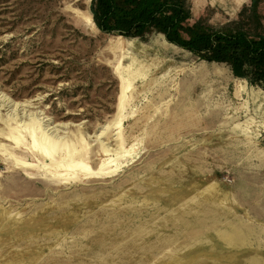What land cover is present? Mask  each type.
I'll list each match as a JSON object with an SVG mask.
<instances>
[{
    "label": "rangeland",
    "instance_id": "obj_1",
    "mask_svg": "<svg viewBox=\"0 0 264 264\" xmlns=\"http://www.w3.org/2000/svg\"><path fill=\"white\" fill-rule=\"evenodd\" d=\"M92 1L0 0V264H264V89ZM189 3L264 32V0Z\"/></svg>",
    "mask_w": 264,
    "mask_h": 264
},
{
    "label": "trees",
    "instance_id": "obj_2",
    "mask_svg": "<svg viewBox=\"0 0 264 264\" xmlns=\"http://www.w3.org/2000/svg\"><path fill=\"white\" fill-rule=\"evenodd\" d=\"M91 7L105 33L143 38L161 32L201 59L229 64L237 77L264 89V32L214 28L203 18L190 24L189 0H93ZM251 16L256 17L255 12Z\"/></svg>",
    "mask_w": 264,
    "mask_h": 264
},
{
    "label": "bare ground",
    "instance_id": "obj_3",
    "mask_svg": "<svg viewBox=\"0 0 264 264\" xmlns=\"http://www.w3.org/2000/svg\"><path fill=\"white\" fill-rule=\"evenodd\" d=\"M122 65H119V63L115 66V70L117 71L118 73V76L120 78V81H121V88H120V93H119V104H118V114L117 116H120L122 114V112L124 111L125 107H126V104H127V101H128V98L130 96V92H131V89H133V82L126 76L123 75L122 73V70H121V67ZM8 99V98H7ZM9 100V99H8ZM5 102V101H4ZM9 103H12V105H14V107L16 108L17 106H22V103H18V102H14L12 100H9ZM3 105V104H2ZM26 106V105H25ZM1 107V106H0ZM18 108V107H17ZM52 124V123H51ZM112 124V123H111ZM49 129L53 130V131H59V128H66V124H52V125H49ZM109 125L105 126L104 129L106 130V128H108ZM102 134H104V131L101 132L99 135L101 136ZM41 144V143H40ZM107 151H111L112 148H106ZM19 162V161H18ZM21 165H24L26 168L27 167H35V166H27L25 163H22V162H19ZM60 165L62 163H59ZM58 163H56V165H59ZM69 167L71 168H76V165L74 164H71L69 163L68 164ZM86 170L90 169L91 172H95L93 171L91 168H88L86 167V165L83 166Z\"/></svg>",
    "mask_w": 264,
    "mask_h": 264
}]
</instances>
